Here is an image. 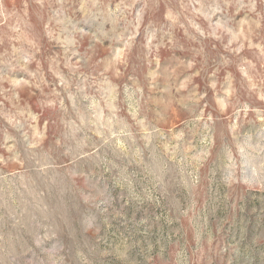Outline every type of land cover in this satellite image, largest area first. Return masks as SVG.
Here are the masks:
<instances>
[{
  "label": "rangeland",
  "instance_id": "1",
  "mask_svg": "<svg viewBox=\"0 0 264 264\" xmlns=\"http://www.w3.org/2000/svg\"><path fill=\"white\" fill-rule=\"evenodd\" d=\"M0 264H264V0H0Z\"/></svg>",
  "mask_w": 264,
  "mask_h": 264
}]
</instances>
